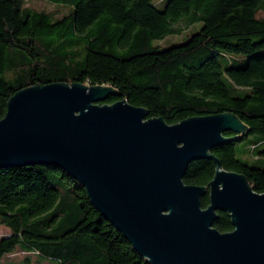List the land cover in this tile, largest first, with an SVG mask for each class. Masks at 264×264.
<instances>
[{
	"label": "trees",
	"instance_id": "1",
	"mask_svg": "<svg viewBox=\"0 0 264 264\" xmlns=\"http://www.w3.org/2000/svg\"><path fill=\"white\" fill-rule=\"evenodd\" d=\"M46 1L69 10L0 0V120L17 91L51 83L108 87L100 105L123 100L168 125L231 114L245 131L224 133L183 182L208 187L217 159L264 194V0ZM0 226V264H151L57 167L0 168ZM213 227L232 231L229 214Z\"/></svg>",
	"mask_w": 264,
	"mask_h": 264
},
{
	"label": "water",
	"instance_id": "2",
	"mask_svg": "<svg viewBox=\"0 0 264 264\" xmlns=\"http://www.w3.org/2000/svg\"><path fill=\"white\" fill-rule=\"evenodd\" d=\"M110 93L78 83L17 91L0 120V168H59L151 264H264V194L217 159L208 187L182 179L191 161L229 140L224 133L244 132L241 121L217 114L168 125L123 100L100 105ZM218 212L232 231L213 227Z\"/></svg>",
	"mask_w": 264,
	"mask_h": 264
},
{
	"label": "rangeland",
	"instance_id": "3",
	"mask_svg": "<svg viewBox=\"0 0 264 264\" xmlns=\"http://www.w3.org/2000/svg\"><path fill=\"white\" fill-rule=\"evenodd\" d=\"M153 1L155 3L157 2V0H153ZM27 6H29L31 8H37L40 10H44V11H50L52 14H54L56 16H60L61 14L65 13L66 11L69 10L68 6L57 5V4L48 2L46 0H28ZM157 7L159 9H161L162 5H157ZM56 8H60V9H56ZM260 16L264 17V12L260 13ZM181 37H182L181 34L179 36L173 37L172 42L180 43V41H182V39H180ZM162 43L164 44V42H162ZM162 43H161V45H162ZM8 234H9V230H7L5 227L0 226V238L6 236ZM23 256L24 255L20 254V252H17L16 256L9 258V259L15 260V261H20V260H22Z\"/></svg>",
	"mask_w": 264,
	"mask_h": 264
}]
</instances>
